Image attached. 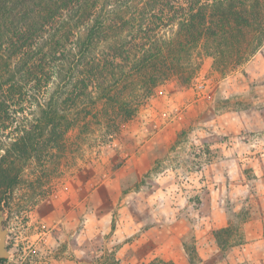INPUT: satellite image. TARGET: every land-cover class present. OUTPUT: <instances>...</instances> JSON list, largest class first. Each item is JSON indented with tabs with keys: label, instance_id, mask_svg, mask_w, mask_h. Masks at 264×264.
I'll list each match as a JSON object with an SVG mask.
<instances>
[{
	"label": "rangeland",
	"instance_id": "374dc122",
	"mask_svg": "<svg viewBox=\"0 0 264 264\" xmlns=\"http://www.w3.org/2000/svg\"><path fill=\"white\" fill-rule=\"evenodd\" d=\"M145 1L105 3L127 22L149 11ZM176 31L157 22L151 41ZM205 44L189 83L171 75L149 96L126 92L132 118L91 87L62 139L27 159L7 155L35 125L38 103L60 93L54 80L0 126V168L15 160L19 175L0 210L11 253L0 264H253L251 251L264 255L253 246L264 244V42L221 70Z\"/></svg>",
	"mask_w": 264,
	"mask_h": 264
},
{
	"label": "trees",
	"instance_id": "16d2710c",
	"mask_svg": "<svg viewBox=\"0 0 264 264\" xmlns=\"http://www.w3.org/2000/svg\"><path fill=\"white\" fill-rule=\"evenodd\" d=\"M105 1L0 0V126L8 129L16 113L31 103L32 93L54 80L66 90L57 88L60 93L46 105L38 103L35 125L13 141L7 155L27 159L47 139H62L75 122L70 119L75 108L92 99L91 87L129 119L137 108L126 92L141 88L139 98L149 96L171 75L189 83L199 68L192 58L202 43L221 70L240 64L237 59L253 55L264 42V0H146L149 11L127 22L113 17L120 13ZM167 19L177 26L175 36L152 43L157 22ZM127 30H132L131 40ZM45 42L48 54L36 55ZM54 58L46 69L45 60ZM18 176L15 160L0 168L5 188L0 210L2 202L10 206Z\"/></svg>",
	"mask_w": 264,
	"mask_h": 264
},
{
	"label": "water",
	"instance_id": "95a60500",
	"mask_svg": "<svg viewBox=\"0 0 264 264\" xmlns=\"http://www.w3.org/2000/svg\"><path fill=\"white\" fill-rule=\"evenodd\" d=\"M6 214L0 212V259H7L11 253L8 247V235L9 231L4 227V221Z\"/></svg>",
	"mask_w": 264,
	"mask_h": 264
},
{
	"label": "crops",
	"instance_id": "0c3cea01",
	"mask_svg": "<svg viewBox=\"0 0 264 264\" xmlns=\"http://www.w3.org/2000/svg\"><path fill=\"white\" fill-rule=\"evenodd\" d=\"M257 245L260 246L261 248L264 247V244H262V241L257 242L253 246H257ZM247 246H249V245H247ZM248 248H252V247H248ZM249 255H250V259L254 261L253 264H264V255L258 256L256 251H254V250L251 251V253H249ZM242 260H244V258H242ZM247 260H249V258Z\"/></svg>",
	"mask_w": 264,
	"mask_h": 264
},
{
	"label": "built area",
	"instance_id": "2783aa9c",
	"mask_svg": "<svg viewBox=\"0 0 264 264\" xmlns=\"http://www.w3.org/2000/svg\"><path fill=\"white\" fill-rule=\"evenodd\" d=\"M200 87H202V86H200Z\"/></svg>",
	"mask_w": 264,
	"mask_h": 264
}]
</instances>
